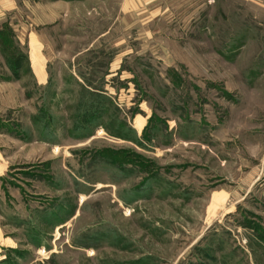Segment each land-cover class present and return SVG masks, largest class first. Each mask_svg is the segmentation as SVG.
<instances>
[{
  "label": "rangeland",
  "instance_id": "374dc122",
  "mask_svg": "<svg viewBox=\"0 0 264 264\" xmlns=\"http://www.w3.org/2000/svg\"><path fill=\"white\" fill-rule=\"evenodd\" d=\"M126 2L0 22V264H264V0Z\"/></svg>",
  "mask_w": 264,
  "mask_h": 264
},
{
  "label": "crops",
  "instance_id": "0c3cea01",
  "mask_svg": "<svg viewBox=\"0 0 264 264\" xmlns=\"http://www.w3.org/2000/svg\"><path fill=\"white\" fill-rule=\"evenodd\" d=\"M129 6H131V0H127L126 2ZM16 7L15 0H0V22L4 20L6 17L11 16L12 20L15 21V15H14V8ZM15 26V23L13 24ZM12 26V27H13ZM46 64H44V73H45V82L41 81L40 74L37 73V70L35 69V62L32 60L30 62V71L32 74H34L35 80L38 82V84H46L48 81V75L46 71ZM7 71L10 72V75H5L6 73L0 72V87H2L4 84L7 85L9 83H18L19 81V74H18V60L13 61L12 64L7 65ZM14 74V75H13ZM14 79V80H12ZM7 126V125H5ZM4 124L2 125L3 128H5Z\"/></svg>",
  "mask_w": 264,
  "mask_h": 264
},
{
  "label": "trees",
  "instance_id": "16d2710c",
  "mask_svg": "<svg viewBox=\"0 0 264 264\" xmlns=\"http://www.w3.org/2000/svg\"><path fill=\"white\" fill-rule=\"evenodd\" d=\"M21 67V66H20ZM89 88H87V89H85V92L88 94V96L89 97H96L97 98V96L99 97V98H103L102 97V94H99L98 92H94V91H91V90H88ZM91 91V92H90ZM99 98H97V99H99ZM94 103H95V100H94ZM97 103V102H96ZM94 116V115H93Z\"/></svg>",
  "mask_w": 264,
  "mask_h": 264
}]
</instances>
